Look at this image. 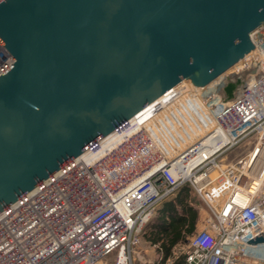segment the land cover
<instances>
[{
	"label": "water",
	"instance_id": "1",
	"mask_svg": "<svg viewBox=\"0 0 264 264\" xmlns=\"http://www.w3.org/2000/svg\"><path fill=\"white\" fill-rule=\"evenodd\" d=\"M264 0H0V211L183 79L253 49ZM264 242V230L247 240Z\"/></svg>",
	"mask_w": 264,
	"mask_h": 264
},
{
	"label": "built area",
	"instance_id": "2",
	"mask_svg": "<svg viewBox=\"0 0 264 264\" xmlns=\"http://www.w3.org/2000/svg\"><path fill=\"white\" fill-rule=\"evenodd\" d=\"M250 37L253 49L234 69L250 75L235 97H212L218 83L192 87L175 121L162 123L165 151L188 142L177 158L154 150L145 127L131 130L171 87L0 211V264H100L107 255L133 264L144 226L182 184L209 213L185 241L183 264H237L260 249L264 257V242H247L264 230V22ZM12 61L0 43V74ZM161 258L159 251L157 264Z\"/></svg>",
	"mask_w": 264,
	"mask_h": 264
},
{
	"label": "bare ground",
	"instance_id": "3",
	"mask_svg": "<svg viewBox=\"0 0 264 264\" xmlns=\"http://www.w3.org/2000/svg\"><path fill=\"white\" fill-rule=\"evenodd\" d=\"M246 55H248V53L245 54V56ZM243 58H241L238 62L229 67L213 80L197 87V91L203 92L207 90L208 87L218 83V86L220 87L219 89H215V91H213L214 94L212 97H215L216 94H219L220 92L223 95L217 96L218 98H222L224 96L225 100H229L235 97L242 83H244L245 80L248 79V75H250L249 70H240L236 73L234 72L235 67L242 62ZM227 75H229V77L225 82L220 81L222 78H224V76ZM191 88L192 86L189 83V79L186 78L181 80L178 84L174 85L172 89L169 90L168 93H166L165 96L160 97L150 106H147L145 109L141 110V112L137 114V123L134 125L133 129H131L139 130L141 127H145L144 130L145 132H147L148 142L151 143V146L154 148V150L158 149L163 152V156L167 160H170L174 157L177 158V155L184 150V147L188 144V142L181 144L178 148H173L169 151H165V148H170L169 145L171 144V141L163 137L164 134L160 132L161 126L165 124V122H173L174 119L172 116L174 114V111L176 109H181L179 103H181L182 101L180 102V100H182V98L187 95V90ZM261 250L262 249H260L256 253L257 256L259 255V257H251L247 260L244 259L242 261H238L237 264H264V257L262 256Z\"/></svg>",
	"mask_w": 264,
	"mask_h": 264
},
{
	"label": "trees",
	"instance_id": "4",
	"mask_svg": "<svg viewBox=\"0 0 264 264\" xmlns=\"http://www.w3.org/2000/svg\"><path fill=\"white\" fill-rule=\"evenodd\" d=\"M188 184H182L173 194L163 200L155 215L144 226L142 234L149 244L158 243L157 252L161 251V264L172 255V248L187 241L194 232L197 210L192 205ZM184 255L173 260V264H183Z\"/></svg>",
	"mask_w": 264,
	"mask_h": 264
},
{
	"label": "rangeland",
	"instance_id": "5",
	"mask_svg": "<svg viewBox=\"0 0 264 264\" xmlns=\"http://www.w3.org/2000/svg\"><path fill=\"white\" fill-rule=\"evenodd\" d=\"M244 150H245V144H242L239 147L234 148L228 154L226 159L235 157ZM189 187H190L189 197L191 203L197 210V221L194 229L195 232L203 226V222L208 217L209 213L207 212V208L203 203V201L201 200V198L196 194V192L191 186ZM186 249L187 247L185 245V242L179 243L172 248V255L177 258L180 255H184ZM133 250H134V252L132 253L133 264H157L158 255H159V253L157 252V247L153 246L152 244H149L146 241V237L145 235L142 234V232L139 235L136 245L133 246ZM112 263H113V255H107L100 262V264H112Z\"/></svg>",
	"mask_w": 264,
	"mask_h": 264
}]
</instances>
